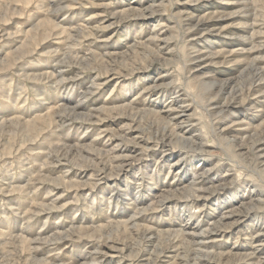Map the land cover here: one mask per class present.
<instances>
[{"label": "rangeland", "instance_id": "374dc122", "mask_svg": "<svg viewBox=\"0 0 264 264\" xmlns=\"http://www.w3.org/2000/svg\"><path fill=\"white\" fill-rule=\"evenodd\" d=\"M149 12L151 19L142 22L138 14ZM183 42L189 45L186 57L198 51L197 59L182 58ZM183 64L191 84L185 74L176 80ZM106 67L112 72L106 74ZM154 82L160 86L143 94ZM254 84L259 88L249 97ZM176 91L172 100L185 111L179 118L190 136L199 142L203 121L206 130L210 125L226 140L213 137L205 153L168 144L163 162V153L157 156L151 146L140 157L134 137L155 129L150 110L164 115ZM132 100L144 106V116L128 109L122 114L119 107ZM117 132L126 135L128 165L117 170L118 180L88 178L89 169L86 181H74L82 175L76 164L89 154L87 148L114 153L121 140L114 136L107 143L103 137ZM179 151L189 161L172 166ZM200 158L212 166L202 179L198 201L206 205L198 212L184 201L182 187ZM249 163L252 170H264V0H0L1 261L129 264L124 257L134 248L132 237L152 225L143 255L153 245L161 247L148 264L249 263L253 259L243 255L254 243L245 235L264 222V172L248 175ZM60 178L62 185L55 182ZM154 197L158 207L132 228L131 216ZM40 205L56 208L45 212ZM119 223L126 228L116 229ZM209 224L224 238L203 235ZM168 227L188 239L196 230L193 241L202 244L191 249L200 251L183 256L178 248L184 243L175 235L158 240L157 229ZM22 236L29 243L20 244ZM113 244L126 248L115 251Z\"/></svg>", "mask_w": 264, "mask_h": 264}, {"label": "bare ground", "instance_id": "6f19581e", "mask_svg": "<svg viewBox=\"0 0 264 264\" xmlns=\"http://www.w3.org/2000/svg\"><path fill=\"white\" fill-rule=\"evenodd\" d=\"M74 1H76V0H74ZM152 14H153L152 12H149L146 15L138 14V16L142 17L140 19V20H142V22H145V21H148L149 19H151V15ZM157 22H160V21H157ZM183 41H184V39H183ZM181 45L182 46H180L179 48H180V51H181L182 58H184V56H185V58L187 59V62H190V61L195 60V59L198 58L197 57L198 56V51L194 52L195 55H194L193 58H191V56L189 58H187L186 55H185V50L187 49V47L189 45H186L184 42ZM69 55H71V57L73 59H77V57H73L71 53H69ZM109 70L110 69L107 68L105 73L106 74L109 73L111 71V70L110 71ZM186 70H187V68L185 67L184 64L180 65L178 67V72L176 74V80H178V81L181 80V78H182V76H184V74L186 75V78H187V75H189V74L185 73ZM261 71H263V70L261 69ZM79 74H81V72ZM189 78H190V80H189ZM187 79L189 80V83L191 84V76L188 77ZM255 79H256V81L259 80V82L256 83V84H261L262 83V79H259V76H255ZM98 82H99V84L96 83L95 87H100L101 83H100V81H98ZM256 84H254L253 86L249 85V87H248L249 88V90H248L249 97H250V95H254L255 94V93H252L253 90H255L256 88H259V87H257ZM154 86L159 87L160 83L159 82H154L152 85H147V87L145 89H143L142 93L146 94V96H148V94L152 93V91L154 89L153 88ZM259 93H260V91H259ZM218 94H219V92H217L216 94L210 95V96L212 98H214V97L218 96ZM179 96H181V94ZM176 97H177V91L175 93H172L171 97H169V100L166 101V103H165L166 106H164V108H165L164 115L161 116L159 112H157V111L154 112L153 109L150 110L151 113L153 114L152 117H153L154 122H155V129L149 128L147 131L143 132V130H140L141 127L140 126L138 127V129L140 130V135L139 136H135L134 140H135V144L139 148V150H136V151L140 152V157L143 156L142 154H143L144 149H142V148L151 146V147H155L156 149H158L157 156L159 155V153L160 154L163 153V154H161V157L158 159V160H161V162H163L164 161L163 155L167 151L166 150V146H168V144H174L177 147H180L181 151L183 149L184 150L185 149L186 150H190V149L192 150V149H194V146H195L198 149L202 148L201 152L205 153V152H207V148L205 146L210 145V144H208V142L209 143L214 142L213 141V137H217V139H220L221 142L226 140L225 135H223L222 131H221L220 134H216L215 130H210V128H212V126H210V125H208L209 130H206L205 129V124H204L203 121L200 122V124H199L200 125V129L197 130L198 133H199V142H197V140H195L193 136H190V134L186 132V129L181 127L182 124L185 123V121H184V118H179L180 117L179 115L184 114L185 111L184 110H180L181 106L178 104L179 102L176 103L175 100H172V99H176ZM247 98H248L247 96H244L242 98L241 102L245 103ZM206 99H208V98H206ZM136 103H139V102H135L134 100H132L130 102H126L123 105H121V107H119V108L122 110V114L124 115V109H128V111H131V113L137 112L138 115L142 114L144 116L145 113H146V109L144 108V106L142 107L141 105L140 106L134 105ZM148 106H150V105L148 104ZM178 110H180L179 113H177ZM173 112H176V113L175 114H171ZM70 113H73V115H74V112H70ZM63 115H65L66 117L69 116V115H66V112L63 113ZM96 116L100 117L98 114H96ZM123 119H124V117H123ZM93 121L94 120H88L87 122L90 123L89 125H96V124H98V122H100V121H96V123H93ZM240 121L242 122L243 119H240L239 121L236 120L235 124L240 123ZM185 127H187V126H185ZM3 131H4V129H3ZM117 133H120V132H117ZM145 134H147L146 137H145ZM100 135H104V131H102ZM114 136L121 140L120 143H116L115 146H113L112 150H113L114 153H111L110 150L103 151V150H99V149H94L92 147H88L87 148V150L89 151V154L86 155V157L82 156L81 157L82 159L79 158V161H78L79 164H76L81 169L82 175L81 176L79 175V177L77 178L78 180L75 179L74 181H80V180L81 181H83V180L86 181L87 179H84V178H86V176L89 174V172H88L89 169H91L90 170L91 174L89 175L88 178L95 177V175H97L96 176L97 177V181H104V180L106 181L107 178L110 179L111 181H117L118 180L119 177H118V174H117V170L122 168L123 166H127L128 167V165H126L127 164V154H123V153H126V148H125L126 145L125 146L122 145L123 141L126 144V139H125L126 135H125V133H123V134L120 133V134H117V135L115 134L113 136L112 135H110V136H106L105 135L103 137V140L105 142L109 143ZM167 137L168 138L171 137V140L168 143L166 142ZM149 140L152 141L153 143L152 144L148 143ZM240 140L243 141V138H241ZM228 142H230V141L228 140ZM203 144H204V146H203ZM198 146H200V147H198ZM80 147L81 146L77 147V149H80ZM116 150L118 151L117 153H115ZM181 151H179L177 154L173 155V156H175V160L173 162H171L172 166L173 165L174 166L178 165V162H181V161L182 162L189 161L187 158H185V154H184L185 152L182 153L183 151L182 152ZM63 152H64V150H63ZM186 155H188V154H186ZM63 156H65V155H63ZM196 157L198 158L200 156H196ZM76 160H77V157H76ZM118 161H120V163ZM101 162H104V164H101ZM54 164H55V162H54ZM73 164H75V163H73ZM109 164H110L111 168H110ZM70 165H72V164H70ZM205 165H207V164H206L205 161H203V158L202 159L200 158V160L198 159V165H197V167H195V170L192 172V179H190V183H188L186 185H183V187H182L183 188V192L186 193V196L183 197L184 201L185 202H189V204H191V205L195 204V207H197L198 212L202 211V209L206 205V203L204 201H203L204 203L198 201V200L202 199V197H201L202 194L200 193V191L203 189V187H202L203 180L202 179H203V176L208 174V171L210 170V167L212 166V164H208V167H206ZM248 166H249L248 168L250 170V174H248V175H250V176L259 174L261 172H264V170H262V169L259 170L258 168H254L252 170V167H251L250 163L248 164ZM244 169H246V168H244ZM106 170L107 171L110 170L109 173H107V174L104 173ZM251 170H252V172H251ZM69 175L70 174H67V172H66V173L61 175V178L63 179L66 176H69ZM61 178H60V180H61ZM141 179L142 178L139 177L138 180H141ZM50 182H52V181H50ZM55 182H60V183H58L59 185H62L64 183V181H62V180L59 181V179H56ZM74 186L78 187V185H76V184H69L67 186V188H72ZM167 186H169V185H167ZM243 197H244V195H243ZM243 197H242V199H244ZM252 197H253V194H252ZM156 199L157 198L154 197L152 199V201H151L149 206H145V207L142 206V207L138 208L136 210V212L134 213V215L131 216L132 228L136 227V225L139 224V223H137V221H139V219L141 218V216L143 214H145L147 212H154L155 211V209L158 207V204H159V201L156 200ZM259 199H260L259 202H261V204L264 205V198H259ZM136 205L137 204H135V206ZM40 208L42 210L45 209V208H48L47 211L44 210L45 212H48L50 210H54L56 208V205L53 206V207H49L47 205H40ZM37 210H38V208H37ZM35 212H37V211H35ZM124 224L125 223H119V226H117L116 229H118V228H126V226L122 227V225H124ZM211 228H212L211 224H209L206 227V229H205L206 232H204L203 235H206V236L212 235V238H214L213 236H216V238H224V235H223L222 232L216 231V230L211 229ZM152 229H153L152 225L144 226V230H143L142 234L136 235V237H134L135 238L134 240H133V237H132L131 240H132V242L134 241V248L130 249V247H129V251L130 252L129 253L127 252L128 253L127 256L124 257V258H127V259L130 260L129 264H133L134 263V259H138L139 261H143L145 264H148L150 262V260H151V257H153L155 254H157L159 252L158 249L161 247V245H159V243H158V244L153 245L151 247L152 250H151V254L150 255H146V254L143 255L144 251H145V249H142L144 247L143 241L145 243H148V241L146 240L145 236L150 231H152ZM210 231L213 232V234ZM100 232H101V230H100ZM165 234H167V236L164 237ZM170 235H172V236L175 235L176 236V237L174 236L175 238L178 237L179 240L181 239L182 242L184 243L182 246H180L178 248L179 250L180 249L183 250V252H184L183 256H186L187 253L190 252V251H192L193 253L200 251V248H198V247H196L195 250L191 249V244L197 243L199 246H200V244H202L201 241H198V240L193 241L194 237L199 236V233L196 234V230L192 231L189 234V236H191V237H190V239H188L185 236H181V235L178 236L177 232L176 231H172V229H170L169 227H168V229H165L164 231H162V229H159V228L157 229V235L156 236L159 238L158 240H160V239L161 240H165L167 237L169 238ZM245 236H247V238H249V241H252L254 243V245H252L253 247H251L253 250H249L247 252H244V255H243L244 258L253 259V261H250L249 263H245V264H262L261 261H263V263H264V249H263V246H264V222H260V224L256 223V231H255V233L253 235H248L247 234ZM210 238H211V236H210ZM21 243L22 244H24V243L27 244V243H29V240L24 239V237L22 236L20 238V244ZM124 248H126V245H123V244H113L110 247V249H113L115 251H121V252L124 251L123 250ZM173 248H175V247H173ZM228 253H232V250H228ZM28 262H29V259H26V263H28ZM0 264H8V263H5L4 261L0 260ZM38 264H41V263H38ZM193 264H210V262L207 259H200L199 261H196Z\"/></svg>", "mask_w": 264, "mask_h": 264}]
</instances>
